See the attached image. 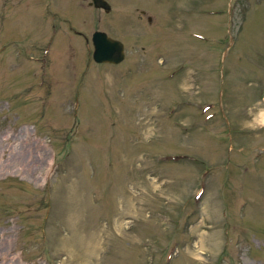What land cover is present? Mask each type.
Instances as JSON below:
<instances>
[{
    "label": "rangeland",
    "instance_id": "374dc122",
    "mask_svg": "<svg viewBox=\"0 0 264 264\" xmlns=\"http://www.w3.org/2000/svg\"><path fill=\"white\" fill-rule=\"evenodd\" d=\"M90 1L0 0V264H264V0Z\"/></svg>",
    "mask_w": 264,
    "mask_h": 264
},
{
    "label": "water",
    "instance_id": "95a60500",
    "mask_svg": "<svg viewBox=\"0 0 264 264\" xmlns=\"http://www.w3.org/2000/svg\"><path fill=\"white\" fill-rule=\"evenodd\" d=\"M97 8L109 12L111 9L107 0H91ZM93 45L92 59L96 63L118 64L125 57L124 44L117 38L109 36L105 31L95 30L91 35Z\"/></svg>",
    "mask_w": 264,
    "mask_h": 264
}]
</instances>
